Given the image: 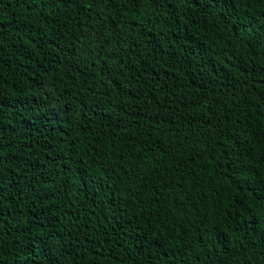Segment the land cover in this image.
I'll use <instances>...</instances> for the list:
<instances>
[{
    "label": "trees",
    "instance_id": "obj_1",
    "mask_svg": "<svg viewBox=\"0 0 264 264\" xmlns=\"http://www.w3.org/2000/svg\"><path fill=\"white\" fill-rule=\"evenodd\" d=\"M0 264H264V0H0Z\"/></svg>",
    "mask_w": 264,
    "mask_h": 264
}]
</instances>
